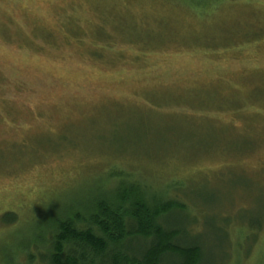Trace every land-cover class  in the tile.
<instances>
[{"label":"rangeland","instance_id":"1","mask_svg":"<svg viewBox=\"0 0 264 264\" xmlns=\"http://www.w3.org/2000/svg\"><path fill=\"white\" fill-rule=\"evenodd\" d=\"M123 178L202 264H264V0H0V263Z\"/></svg>","mask_w":264,"mask_h":264},{"label":"trees","instance_id":"2","mask_svg":"<svg viewBox=\"0 0 264 264\" xmlns=\"http://www.w3.org/2000/svg\"><path fill=\"white\" fill-rule=\"evenodd\" d=\"M142 182L116 180L111 197L102 194L84 214L52 221L46 237L37 232L24 248L2 247L0 264H202V247L178 241L181 231L162 223L185 205L152 195L158 193ZM18 221L14 211L0 216L3 225Z\"/></svg>","mask_w":264,"mask_h":264}]
</instances>
